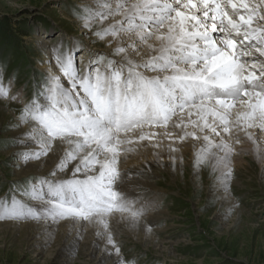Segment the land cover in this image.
Masks as SVG:
<instances>
[{"label": "snow or ice", "instance_id": "1", "mask_svg": "<svg viewBox=\"0 0 264 264\" xmlns=\"http://www.w3.org/2000/svg\"><path fill=\"white\" fill-rule=\"evenodd\" d=\"M109 16L120 19L95 34L111 37L108 43L115 41L114 55L120 59L77 67L82 47L58 46L54 61L61 75L50 72L21 109L19 124L31 128L28 135L39 145V151L24 153L25 161L47 156L57 140L67 147L51 179L23 190L39 207L15 194L0 198V220L54 222L71 217L107 229L108 217L119 212L136 225L152 205L129 200L114 186L121 178V151L133 150L121 146L132 145L129 134L137 130V141L171 138V124L182 130L178 139L183 141L201 139L196 131L185 130L189 125L216 137L232 135L235 128L264 155L248 131H264V0H117L115 7L108 2L101 11L89 9L85 26ZM142 47L149 50L147 58L137 61L134 56H142ZM0 98L20 99L11 94V81L7 87L0 83ZM237 105L244 110L232 119ZM178 113L179 123L173 120ZM202 139L196 163L213 159V170L220 171L218 179L227 191L233 148L223 138L219 143L209 135ZM65 170L70 176L57 178ZM107 239L115 247L110 233Z\"/></svg>", "mask_w": 264, "mask_h": 264}, {"label": "rangeland", "instance_id": "2", "mask_svg": "<svg viewBox=\"0 0 264 264\" xmlns=\"http://www.w3.org/2000/svg\"><path fill=\"white\" fill-rule=\"evenodd\" d=\"M97 7L87 0H0V22L11 34L7 37L0 29V83L7 87L11 81V94L20 95L19 100L0 98V198L15 194L38 208L39 202L27 200L23 190L32 183L38 186L43 178L51 179L46 174L17 175L21 156L9 153L24 136L29 137L30 130L20 135L15 131L22 128L21 109L36 96L49 74L46 66L55 54L50 48L82 47L76 54L77 67H88L97 59L101 66L109 59H120L114 55L115 46L95 34L107 25L99 26L97 20L85 26L88 10L99 11ZM38 37L44 38L35 40ZM248 161L251 163L234 167V184L227 188L233 203L224 205L216 196L220 176L212 174L207 162L194 164L199 173L205 174L197 181L192 168L178 182L173 173L153 175L157 187L136 183L126 188L122 178L118 179L115 190L129 200L159 207L158 222L151 226L155 232L143 234L124 224H116L110 231L122 264H264V168ZM122 166L117 165L121 176L131 172ZM67 176L70 174L60 178ZM38 233L36 226L25 224L0 227V264H101L96 260L98 253L95 257L87 254L91 243L86 239L70 250L56 233L48 244L39 243L37 239L44 237Z\"/></svg>", "mask_w": 264, "mask_h": 264}, {"label": "bare ground", "instance_id": "3", "mask_svg": "<svg viewBox=\"0 0 264 264\" xmlns=\"http://www.w3.org/2000/svg\"><path fill=\"white\" fill-rule=\"evenodd\" d=\"M87 1H90L96 7L98 6L97 8L99 11L102 10V5L104 3L110 2L112 6L114 5L113 7H115V4L117 2V0H87ZM119 19H120L119 16H115V17L109 16L107 20L99 21L98 24L99 26L104 27L105 25L108 26L109 24H112ZM43 38L44 37L42 38L40 37L39 39H35V40H42ZM110 39L111 37H106L107 41ZM45 44H44L45 46H48L47 42ZM112 44L113 45H111V47H114L115 41H113ZM50 50H52V52L54 53H56L57 51V49H54L53 47H51ZM148 51L149 50L146 47H142V56H134V58L137 61H139L141 58H147ZM46 68L49 73L51 72L54 74L57 73L56 75H61L60 69L56 65L54 59L49 63V65L46 66ZM145 74L154 75V73L151 72H145ZM65 87H68L67 83H65ZM243 110H244L243 108H240V106L237 105V108L233 110L232 119H234L236 112ZM180 116L181 114L178 113L176 117H173V120L179 123ZM183 119L184 122L187 123L189 117L187 116L186 112L183 114ZM191 119H196V117L193 116L191 117ZM209 121L211 122V117L209 118ZM21 126L22 128H18L15 131L17 135L18 134L20 135L26 130H30L31 132V128H29L28 125H21ZM185 130L189 132L196 131V135L201 137V139L188 137L185 140L180 141L178 137L182 135V130L172 127L171 124L169 125V128L167 130L172 133L171 138L158 135L150 141L149 140L137 141L135 140V137L138 134L139 130H137V132L135 133L133 132V134H129V136L133 138L134 141L133 144L130 146L122 145L121 148L123 149V148L131 147L133 150L127 152L122 150L118 162L120 165H123L122 167L126 168L127 170H131V172L128 171L130 172L129 174L124 175L122 173L123 175L121 176V178H122V183L125 185L124 187H126V185L129 186V185H134L136 183L157 187L156 184L154 183L155 181L153 175L157 176L159 173H165V172L173 173L171 174V176L173 175V178L178 182L181 179L182 174L189 175L191 173L189 172V169L191 168H192L191 171L194 173L192 175L195 176L194 181L202 179L203 175L205 174L199 173V170H196L194 168V164H196V154L198 150L204 146V141L202 139L203 135H209L210 139L214 140L216 143H219L220 139L223 138L226 143L232 146L233 148V152L231 155L232 171L235 166L240 167V166H244L245 163L250 164L251 162L248 161L249 159L253 160L254 162L260 163L261 167L264 168V155H262L261 151L258 150L257 146L254 145L252 141L247 138L244 131H237L234 128L232 135L222 132L221 137H216L214 134H210L207 130L204 133H201L198 129H194L191 125H189ZM152 131L163 132L164 130L152 129ZM248 131L252 132L254 139L256 140L257 144L260 146V149H264V131H261L258 128H252L249 129ZM237 140H239V143L236 142ZM66 147L67 145L65 143H61L59 140L54 141L52 144V151H50L47 156H41L40 158L37 159L33 155L28 161H25L23 150H28V151L32 150L31 152L34 153L39 151V145L33 143L30 137L24 136L18 143H16L13 147H11L9 153L13 155L16 154L21 156L20 162L18 163L20 167H17L16 169L17 175L22 176L24 174H32V175L46 174L50 176V173L56 168V165L59 163L60 157L63 154V151ZM172 149H175V151H172ZM213 151L216 150L213 149ZM218 154L223 155V153H218ZM204 162L205 163L207 162L206 165L208 164L210 166L212 170V174L214 176L215 175L220 176V171L218 169L215 171L213 170V164H214L213 159L209 158ZM69 167H71V165ZM140 171L142 173L140 175H137L136 173ZM66 174H70V172H68L67 170H65V172H57L56 176L57 178H60L61 176H64ZM232 179L233 177L231 175L229 184L232 183L234 184V181H232ZM218 186L220 188H216V190H218L216 196L221 202V204L224 205L228 203H233L231 199H229V194L227 193V191L225 193V189H222L223 184L220 180ZM130 191L131 193L133 192L132 190ZM135 198L136 197H134V199ZM150 204L152 205L151 208L144 213L146 217L145 218L141 217L140 221L136 225H132L130 220L127 218L126 214L122 215L121 213L117 212L116 214L114 213L115 215H112V217L111 216L108 217L107 229H104L102 225L96 223L95 221H87L86 223L83 220H79V219L68 220L67 218L54 222L47 219H43L40 221L31 220V219L23 220V221L0 220V227L2 226L16 227L18 225H23V224L27 226L28 225L34 227L36 226L39 231L37 236L42 235V237H44V238L41 237L42 238L41 240L37 239L39 243L48 244L49 242H51L49 238L50 237L53 238L54 236L53 234L56 233V235L57 236L59 235V237L62 239L63 243L64 242L66 243V247L70 250H73L76 245L85 242L86 239L88 240V242L91 243L89 251H87L88 252L87 254L90 257H95L96 254L98 253L96 260L99 259L100 260L99 263L101 264L104 263L122 264L121 255H119V253H116L114 246L109 245L108 243L107 233H110V231L114 228V225L116 226V224H124L126 226L134 227L138 232L140 233L142 232L143 234H146L148 232H155V230L151 229V226H153L158 222L159 218L157 219L156 216L159 207L153 205L152 203Z\"/></svg>", "mask_w": 264, "mask_h": 264}, {"label": "trees", "instance_id": "4", "mask_svg": "<svg viewBox=\"0 0 264 264\" xmlns=\"http://www.w3.org/2000/svg\"><path fill=\"white\" fill-rule=\"evenodd\" d=\"M0 29H1V32L3 33V34H5V35H7V37H9V34H10V30L9 29H7L6 30V26H5V24H3V22H0ZM4 30V31H3ZM11 35V34H10ZM22 35H26V34H22Z\"/></svg>", "mask_w": 264, "mask_h": 264}]
</instances>
